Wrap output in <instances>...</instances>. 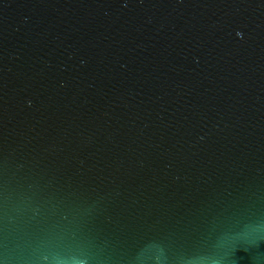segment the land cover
Listing matches in <instances>:
<instances>
[{
	"label": "water",
	"instance_id": "1",
	"mask_svg": "<svg viewBox=\"0 0 264 264\" xmlns=\"http://www.w3.org/2000/svg\"><path fill=\"white\" fill-rule=\"evenodd\" d=\"M0 264H264V0H0Z\"/></svg>",
	"mask_w": 264,
	"mask_h": 264
}]
</instances>
